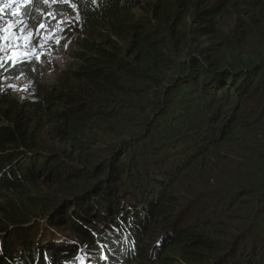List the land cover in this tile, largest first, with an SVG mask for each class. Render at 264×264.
Returning a JSON list of instances; mask_svg holds the SVG:
<instances>
[{
	"label": "trees",
	"instance_id": "obj_1",
	"mask_svg": "<svg viewBox=\"0 0 264 264\" xmlns=\"http://www.w3.org/2000/svg\"><path fill=\"white\" fill-rule=\"evenodd\" d=\"M69 4L76 66L0 89V264H264V0Z\"/></svg>",
	"mask_w": 264,
	"mask_h": 264
},
{
	"label": "rangeland",
	"instance_id": "obj_2",
	"mask_svg": "<svg viewBox=\"0 0 264 264\" xmlns=\"http://www.w3.org/2000/svg\"><path fill=\"white\" fill-rule=\"evenodd\" d=\"M47 4L34 26L16 17L20 14L17 5L12 7L15 9L13 16H0V37L3 38L0 39V68L22 61L37 63L41 67V74L34 84L29 78L1 81L0 89L11 90L12 96L18 100L33 99L37 94V83L41 88L54 87L59 78L77 63L75 54L79 49L76 43L84 37L79 9L71 6L69 0H47ZM59 4L68 6L71 14H63L55 7L54 10L53 6ZM2 11L7 12L6 9ZM80 257L87 258L85 255Z\"/></svg>",
	"mask_w": 264,
	"mask_h": 264
},
{
	"label": "snow or ice",
	"instance_id": "obj_3",
	"mask_svg": "<svg viewBox=\"0 0 264 264\" xmlns=\"http://www.w3.org/2000/svg\"><path fill=\"white\" fill-rule=\"evenodd\" d=\"M11 2H15V0H11ZM3 3V0H0V4H2ZM3 9L2 8H0V11H2ZM0 39H3L2 37H0Z\"/></svg>",
	"mask_w": 264,
	"mask_h": 264
},
{
	"label": "clouds",
	"instance_id": "obj_4",
	"mask_svg": "<svg viewBox=\"0 0 264 264\" xmlns=\"http://www.w3.org/2000/svg\"><path fill=\"white\" fill-rule=\"evenodd\" d=\"M82 255V254H81ZM81 258V257H80Z\"/></svg>",
	"mask_w": 264,
	"mask_h": 264
}]
</instances>
